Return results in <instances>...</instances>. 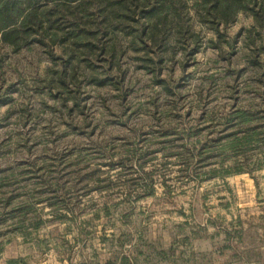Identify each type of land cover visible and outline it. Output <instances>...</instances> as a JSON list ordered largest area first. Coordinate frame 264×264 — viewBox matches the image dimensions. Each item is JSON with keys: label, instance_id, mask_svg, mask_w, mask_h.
I'll list each match as a JSON object with an SVG mask.
<instances>
[{"label": "rangeland", "instance_id": "obj_1", "mask_svg": "<svg viewBox=\"0 0 264 264\" xmlns=\"http://www.w3.org/2000/svg\"><path fill=\"white\" fill-rule=\"evenodd\" d=\"M187 6L183 18L200 39L183 61L173 39L174 53L159 64L171 93L132 60L129 39L119 42L120 72H111L120 84L92 85L77 62L79 94L48 87L49 68L60 64L37 43L13 50L0 40V212L29 205L28 215L42 221L32 241L12 229L16 218L1 221L2 249L39 252L46 238L62 256L85 252L94 262L103 258L96 252L114 262L155 251L142 261L264 264L262 134L236 152L211 144L234 109L252 113L251 124L264 130V49L263 66L248 60L239 31L254 25L249 12L220 25L216 48L214 32ZM100 66L102 76L108 65Z\"/></svg>", "mask_w": 264, "mask_h": 264}, {"label": "trees", "instance_id": "obj_2", "mask_svg": "<svg viewBox=\"0 0 264 264\" xmlns=\"http://www.w3.org/2000/svg\"><path fill=\"white\" fill-rule=\"evenodd\" d=\"M261 2L262 0H0V40L13 50L25 44L37 43L51 61H58L60 64L58 70L49 68L48 87L52 84L56 88V94L73 90L74 94H79L80 83L75 69L77 62L82 65V75L92 85L120 84L119 74L113 75L111 72H120L119 60L124 48L119 42L122 38L129 39L127 45L132 60L171 93L165 78L159 77V64L167 53H174L173 39L181 49L182 61L197 49L200 39L199 34L183 18L187 15V4L190 3L199 20L214 32L209 41L216 48L220 47L219 42L223 39L220 25L233 21L240 11L249 12L254 18V25L239 32L251 50L248 60L263 66L258 61V54L264 49V13ZM256 38L260 44L255 42ZM187 43L192 46L189 52ZM54 45L61 48L60 54L54 52ZM102 61L107 63L108 70L100 76ZM73 99L78 106L79 98L75 95ZM224 118L228 128L221 137L213 138L211 144L217 142L222 150L236 152L235 150L258 141L259 134H262L264 143V130H258L261 125L251 124L254 120L252 113L234 109ZM234 167V170H242L238 166ZM10 198L11 196L2 198V207L8 206ZM46 200L52 205V199L40 201ZM59 201L63 202L61 199ZM28 209L29 205H14L9 210L0 212V222L16 218L18 223L12 229H19L25 240H36L32 234L37 232L42 221L28 215ZM56 210L52 208L51 211L53 213ZM83 230L80 228V233ZM39 241V244L47 248L46 238H40ZM2 244L0 241V251ZM38 248L40 249V245ZM151 254H155V251L130 252L129 255L116 257L114 262L108 258L105 263L146 264L142 260L147 261Z\"/></svg>", "mask_w": 264, "mask_h": 264}, {"label": "crops", "instance_id": "obj_3", "mask_svg": "<svg viewBox=\"0 0 264 264\" xmlns=\"http://www.w3.org/2000/svg\"><path fill=\"white\" fill-rule=\"evenodd\" d=\"M62 255L58 250L45 248L43 245L40 246L39 252H27L22 255L11 254L9 249L5 248L0 251V264H106L104 252L96 254L102 255L103 258L100 256L95 262L93 260L95 258L87 256L85 252L70 259Z\"/></svg>", "mask_w": 264, "mask_h": 264}]
</instances>
